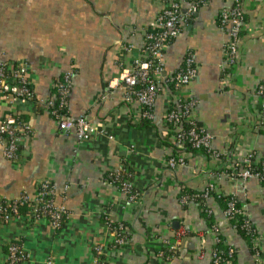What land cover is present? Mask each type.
<instances>
[{
	"label": "crops",
	"instance_id": "crops-1",
	"mask_svg": "<svg viewBox=\"0 0 264 264\" xmlns=\"http://www.w3.org/2000/svg\"><path fill=\"white\" fill-rule=\"evenodd\" d=\"M225 3L209 0L192 15L166 45L164 70L169 74L182 67L189 53L196 74L187 85L188 95L196 100L193 116L211 134L210 147L223 152L232 142L234 148L247 140L257 154L255 162L260 157L264 163V127H257L260 109L253 101L264 80V0H244L247 23L229 70L222 68L228 34L215 21ZM159 5L160 0H0V60L28 62L36 101L50 96L53 81L72 70L67 112L84 114L98 129L79 143L72 131L57 127L44 107L37 110L38 102L9 105L0 92V117L20 107L34 130L21 165L5 158L0 148V198L31 195L46 177L55 187V202L67 210L57 229L45 217L0 221V264H5L7 242L16 239L27 253L19 264H46L48 256L50 264H90L93 244L108 243L112 235L101 219L107 209L112 218L131 225L126 245L110 252L109 264H158L149 259L148 249L161 247L163 240L175 245L169 264H210L207 213L197 201L184 205L180 199L182 185L200 191L209 183L216 192L204 199L212 211L208 215L219 222L224 241L236 248L237 263L255 264L246 238L220 221L224 207L215 196L231 194L238 201L264 246L261 181L222 171L224 162L200 151L187 156L184 165L168 167L164 158L174 151L156 128L164 124L166 91L156 96L149 125H139L125 101L121 67L137 53ZM127 44L132 48L124 49ZM121 163L142 191L137 205L103 182L104 173ZM154 228L162 238L152 242Z\"/></svg>",
	"mask_w": 264,
	"mask_h": 264
},
{
	"label": "built area",
	"instance_id": "built-area-1",
	"mask_svg": "<svg viewBox=\"0 0 264 264\" xmlns=\"http://www.w3.org/2000/svg\"><path fill=\"white\" fill-rule=\"evenodd\" d=\"M216 13L215 21L218 26L227 31V40L223 45V70H229L236 63L239 40L245 24L247 23L244 12V0H226ZM209 0H160V7L157 10L151 29L145 31L138 51L131 58L129 63L121 67L118 79L125 87L124 98L131 111L137 119H153V103L156 96L163 90L166 91V105L163 122L167 121L173 128L170 142L180 146L177 152L164 158V164L170 168H176L186 163L187 156L194 153L182 148L184 139L190 141L191 146L196 148L206 147L210 151V157L222 163L229 169V174L241 179L257 177L264 188V170L260 174L253 166L255 150L248 148L247 140H240L234 148L227 146L223 152L210 147L211 134L201 125L200 129L195 126L184 130L182 124L185 121L193 120V108L195 99L188 94L187 85L196 74V67L189 53L185 55L183 65L172 73L164 70V54L166 45L176 38L185 28L199 8L207 4ZM132 45H124V49L129 50ZM73 71L64 72L52 83L53 92L50 96L40 100L34 99L33 81L30 75V67L26 60H0V92H2L9 105H17L37 102L42 105L55 118L57 127L61 131H72L79 143L89 140L98 134L97 125L90 121L84 114L71 115L65 109L68 95L71 89V75ZM253 101L259 105L260 115L257 119V127H264V83L259 82L253 95ZM64 109V110H63ZM20 107L11 110L7 115L0 117V148L3 156L18 165L25 159L20 155L19 150L28 149V142L33 135V127L28 119L21 117ZM183 129V130H182ZM166 133L165 131H163ZM182 148V149H181ZM220 154H227L221 158ZM104 183L113 184L123 193L125 200L130 205H137L141 198L140 190H132L133 182L127 177L124 164L121 163L116 168H109L107 175L103 177ZM216 192L215 185L209 183L200 194L203 200ZM187 197L181 199L185 201ZM27 205L25 214L20 212V206ZM110 206V204H109ZM109 208V207H108ZM207 214L211 209L205 205L202 208ZM65 208L55 202V187L49 178H41L36 186L35 192L31 195L22 193L14 198H0V221L7 223L12 220H26L30 222L41 217L48 219L54 229L61 227V218ZM107 218L116 221L118 224L110 226L112 231L108 243L95 242L92 248L90 264H109L110 252L122 248L120 244L124 242L122 231L124 226L122 219H114L110 216L109 210L105 211ZM238 213L247 215V221L242 224L248 227L251 223L246 210L238 207L234 200L227 202L223 209V221L227 222L237 231L235 223H229L230 218H237ZM256 229V228H255ZM257 231V230H256ZM150 241L161 237L155 232V228L150 231ZM208 233L212 240V248L209 256L210 264H238L236 260V248L232 245L223 250L217 246L221 240V230L219 222L209 225ZM252 238V257L255 264H264V246L261 235ZM162 238V237H161ZM168 246L175 249L173 243L163 240L161 247L148 249V257L158 264H169L171 255L163 253L161 248ZM103 254V255H102ZM27 253L23 247L15 241H8L6 244L5 264H19ZM45 263H51V256L45 258Z\"/></svg>",
	"mask_w": 264,
	"mask_h": 264
},
{
	"label": "trees",
	"instance_id": "trees-1",
	"mask_svg": "<svg viewBox=\"0 0 264 264\" xmlns=\"http://www.w3.org/2000/svg\"><path fill=\"white\" fill-rule=\"evenodd\" d=\"M244 12H245V10H244ZM152 26V25H151ZM148 29H151V27L150 28H148ZM147 29V30H148ZM242 33H243V31H242ZM237 61V60H236ZM62 75V74H61ZM60 75V76H61ZM59 76V77H60ZM262 83H264V80L263 81H261ZM66 107L67 106H65V109H66ZM260 108V107H259ZM40 110V109H43V106L42 105H39L38 106V108H37V110ZM64 110V109H63ZM21 113V117H24L25 119H28L27 117H26V115L21 111L20 112ZM149 124H152V120L151 119H147V118H141L140 119V122H139V125H149ZM156 125V124H155ZM201 123L196 119V118H194L192 121L191 120H189V121H185L183 124H182V126H183V129L184 130H188L190 127H192V126H195V128H197V129H200V127H201ZM160 127L162 128V129H160ZM156 128H157V130H158V134H160L161 135V138H162V140H163V142H166L169 146H172V148H173V153L172 154H174L175 152H177V149H179V147L180 146H178V145H176L175 143H173V142H170L169 140H168V137H172V134H173V128L171 127V124L170 123H168L167 121H165V123L163 124V125H156ZM182 129V130H183ZM163 131H165L166 133H164ZM234 141V140H233ZM233 145H234V143L232 142V146H231V144H230V146H229V149H232L233 148ZM182 148L183 149H185V150H190V151H192V152H194V151H200V152H204V153H206V154H210V151H211V149L210 150H208L206 147H204V146H202V147H199V148H196V147H194V146H191V144H190V141L186 138V139H184V142H183V146H182ZM181 148V149H182ZM19 153H20V155H23V157H24V159L26 160V157H27V152H26V150L25 151H22V149H20L19 150ZM256 152L253 154V157L255 158L256 157ZM220 157L221 158H226L227 157V154H220ZM253 166L256 168L255 170H257V171H259L260 172V174L263 172V170H264V163H263V161H262V159L260 158V157H258V160L253 164ZM124 167H125V170H126V172H127V177L130 179V181H132L131 180V174H130V168L129 167H127L126 166V164L124 163ZM222 171H226V172H229V169L228 168H226V167H224V168H222L221 169ZM107 175V172L106 173H104V176H106ZM132 190H140V189H138L135 185H134V183H133V186H132ZM202 191L203 190H193V189H191V188H189V187H187L186 185H182V187H181V195H180V199L183 197V196H185V197H187L186 198V200L185 201H182V199H181V202L184 204V205H186L187 204V202L189 201V200H195V201H197V204L198 205H200V207L201 208H203L205 205H207L206 204V202L203 200V198H201L200 196V194L202 193ZM213 193H215V192H213ZM140 194H142V191L140 190ZM216 198H217V200L220 202V204L224 207V208H226V205H227V202L229 201V200H234V202H235V204L238 206V207H242L239 203H238V201L231 195V194H223V193H216V196H215ZM26 210H27V205H22V206H20V212L21 213H23V214H25V212H26ZM66 216H67V210L65 209V212L63 213V215H62V218H61V226L63 225V223H64V221L66 220ZM101 219L105 222V223H107V224H110V226H115V225H117L118 223L116 222V221H113V220H110L109 218H107V215H106V213H102V215H101ZM204 217H205V219H206V221L208 222V224H212V223H214V222H217L216 221V219H214L213 217H212V215H206L205 213H204ZM230 220V224L231 223H235L236 224V226H237V231L239 232V233H241L245 238H246V240H247V242H248V247H249V249H250V251L252 252V250H253V245H252V238L254 237V236H256L258 233H257V231H256V229H255V226L253 225V223L252 224H250L248 227H244L242 224H244V222L245 221H247V215L246 214H243V213H238L237 214V218L236 219H234V218H230L229 219ZM122 224H123V226H124V229H123V231H122V235L124 236V242L123 243H121L120 245L121 246H123V245H126V243H127V238H128V236H129V230H130V228H131V225H130V222L129 221H125V220H122ZM220 236H221V240L219 241V243L217 244V246L219 247V248H221V249H223V250H226L227 248H228V246H231L230 244H228V243H226L225 241H224V238H223V236H222V234L220 233ZM12 241H15L17 244H19L20 246H22L21 245V243H20V241L18 240V239H16V240H12ZM234 247V246H233ZM235 248V247H234ZM161 250L163 251V253H165L166 255H171L174 251H175V249H170V248H166V247H162L161 248ZM103 255V254H102ZM235 257H236V255H235Z\"/></svg>",
	"mask_w": 264,
	"mask_h": 264
}]
</instances>
